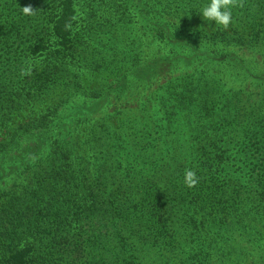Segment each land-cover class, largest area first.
<instances>
[{"label": "trees", "instance_id": "1", "mask_svg": "<svg viewBox=\"0 0 264 264\" xmlns=\"http://www.w3.org/2000/svg\"><path fill=\"white\" fill-rule=\"evenodd\" d=\"M14 1L0 10L7 11L0 49L12 47L15 56L13 46L22 45L53 63L32 79L39 94L25 109L37 114L27 122L7 108L8 100L25 103L26 92L0 97V264H264V66L251 68L242 52L210 50L215 32L197 18L205 0L114 1L117 19L132 12L148 26V46L161 51L134 56L127 69L125 62L121 85L103 86L92 100L55 90L67 87L68 65L81 60L74 1L17 0L33 11L12 21ZM50 2L57 12L45 26L42 8ZM240 17L250 18L247 10ZM241 24L239 36L218 34L225 48L249 42L254 23ZM136 37L127 28L111 44L121 57ZM175 71L174 103L191 108L168 110L170 131H125L124 103L108 128H96L98 111L116 103L112 90L124 89L129 76L156 90ZM229 103L231 120L220 112ZM189 170L194 186L185 180Z\"/></svg>", "mask_w": 264, "mask_h": 264}, {"label": "rangeland", "instance_id": "2", "mask_svg": "<svg viewBox=\"0 0 264 264\" xmlns=\"http://www.w3.org/2000/svg\"><path fill=\"white\" fill-rule=\"evenodd\" d=\"M6 1L7 0H0V10L5 6ZM73 1L76 10L73 36L74 39L78 41L81 40L82 43L84 42V45H82L80 51L77 52V54L80 55L81 60L78 62L73 61L68 65L67 69L71 72L70 81H67V87H63L61 84L56 85L55 90L59 95H61L60 90L64 88L65 90L70 89L71 92L69 94H72L73 92L76 95L87 97L92 100L96 95L98 96V93L103 86L114 87L115 85H121L123 81L122 77L125 75V67L123 65L125 62H127V69L130 64H132H128V62H131L135 57L148 59L155 56L158 50L161 51L159 49L161 45L154 48L148 46L151 39V33L149 32L148 26L145 27V23L139 21L137 16L132 12L128 14V19H126V17L122 20L121 18L120 20L117 19L113 11V3L114 1L120 2V0ZM233 3L235 5L232 9L233 18L228 27L216 25L214 20L209 22L203 18L202 13L197 15V18L202 20L207 32H215L212 44L210 45V50L216 51L217 53H221L228 49L233 52H242L244 54V61L249 64L251 68H254L256 71L258 69L261 70L262 66H264V57L260 54V52H264V20H260V18H264V0H259L258 4L257 0H233ZM51 4L52 2L49 3V6L45 5V7L42 8V10H45V13L42 15V18H45V26H50L49 22L54 18L57 12L54 5L52 4L51 6ZM259 4L261 9L256 13V8ZM246 10L250 18L240 17V15L245 13ZM22 11L23 8H21L19 2L15 0L14 9L11 14L8 15L9 19L12 18L13 20H17L20 14H22ZM6 12L7 11H3L0 12V14H6ZM122 21H124V28L122 31L127 28H132L135 37L137 36L136 39H134V45L133 48H131L132 50L128 49V53L123 52L122 55L125 57H120L121 50L119 45L115 44L113 46L111 44L117 35L118 37L121 36L122 31L120 23ZM243 21L249 23V25L254 23L252 29H247L249 30L248 32H253L252 34L247 35L249 42L242 40L236 42V46L225 48L227 45L226 43L219 41L221 38L218 34L223 29H226L227 31H231L232 35L239 36L243 31L241 29L243 25L241 22ZM110 25H112V28L119 27V31H116L114 34L111 33V30L106 27H109ZM8 28L9 27H7V30ZM186 29L187 26L185 27V30ZM199 30L200 27L196 28V33L199 32ZM5 31L6 30L2 27L1 33L3 34ZM252 37L257 38L258 42L254 43L250 41ZM45 38L47 40L46 45L48 47L51 46V50H54L56 45L55 40L51 38V36H46ZM141 39L146 46H143ZM250 43H253L254 46L250 47ZM13 47L18 48L15 52V56H12V53L15 51L12 47H2L0 49V97L3 96L5 99H17L18 94L22 97V92H26L27 95L22 97L25 99V103L21 101L19 105H15L16 101H7L8 109L13 110V112L18 114L21 113V118H19V120L21 121L20 123H23L27 122L30 117L37 114L30 111V109H25V105H29L28 103L26 104L27 99L30 101L39 94V90L34 92L32 79L40 70H48L53 63V60L48 53L44 56H32L28 54L30 51L25 50V48L23 49L22 45H14ZM125 50L126 49L123 51ZM120 68L122 70L119 71ZM177 73V71L173 72L172 79L170 80H167V78L163 79L168 82L165 83L164 88L160 86L159 88H156V90L152 89L154 86L142 82L137 83L133 77L129 76V82L125 85L126 87L124 89L120 87L112 90L117 95L116 103L108 104L101 111H98L101 113H99V116H96L94 121L96 128L100 130L108 128L104 123L114 122L112 116L116 114V111H113V109H119V107H117L118 104L124 103L129 106L127 109L128 111H123L118 118L124 124L125 131H137L141 128L148 131H154L159 127H161L163 133H166L168 130L170 131L171 122L167 120V118L170 117L167 115L168 110L185 111V108H191V104H189L187 100H184V103L189 107H184L183 104L179 107L174 103V97L176 96L175 92H171V85L177 82L174 77L180 75ZM206 86L204 88H206ZM137 87L138 90L134 92ZM165 88H167V91ZM128 91H131L130 95H128ZM180 98L182 101L181 96ZM69 102L73 101L70 100ZM222 105L220 109L221 117L231 120L234 109L230 103ZM126 140L128 141L129 139L126 138Z\"/></svg>", "mask_w": 264, "mask_h": 264}, {"label": "clouds", "instance_id": "3", "mask_svg": "<svg viewBox=\"0 0 264 264\" xmlns=\"http://www.w3.org/2000/svg\"><path fill=\"white\" fill-rule=\"evenodd\" d=\"M234 7L233 0H205L198 12L202 13L203 18L209 22L214 20L216 25L228 27L232 22V9ZM23 10L25 14H31L33 11L30 7H24ZM185 180L189 186H194L197 182L195 172L189 170L186 173Z\"/></svg>", "mask_w": 264, "mask_h": 264}]
</instances>
